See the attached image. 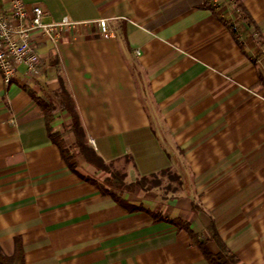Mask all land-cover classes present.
Instances as JSON below:
<instances>
[{"label": "crops", "instance_id": "0c3cea01", "mask_svg": "<svg viewBox=\"0 0 264 264\" xmlns=\"http://www.w3.org/2000/svg\"><path fill=\"white\" fill-rule=\"evenodd\" d=\"M22 1L44 23L78 24L55 43L36 34L37 73L20 64L8 85L0 73L1 251L19 244L24 264H209L198 242L213 226L236 264H264V0ZM60 81L106 169L81 155L70 169L49 137L36 98Z\"/></svg>", "mask_w": 264, "mask_h": 264}, {"label": "trees", "instance_id": "16d2710c", "mask_svg": "<svg viewBox=\"0 0 264 264\" xmlns=\"http://www.w3.org/2000/svg\"><path fill=\"white\" fill-rule=\"evenodd\" d=\"M235 7L240 13V18L246 21L247 23H251L248 13L239 2H235ZM36 102L42 109V112L46 119L49 137L51 138L52 142L56 144L59 148L62 158L68 164L70 169H73V164L70 163V161L75 158L76 155H81L87 163L93 165L97 170L106 169V165L100 158V156H98L96 152L87 145L85 131L80 123L78 114L74 107L73 100L61 81L60 87L56 92L51 94V96H48L46 100L36 98ZM56 110L64 111L67 115V123L63 124V128L61 131L52 130L51 126H49ZM63 132H69L74 138V141L71 142L69 145L65 144L64 138L62 136ZM113 177L106 179L105 183L111 181ZM82 178L88 181H92L95 185L100 186L94 179H91L89 177ZM116 179L117 182L122 183L119 181L120 178L117 177ZM144 184L145 183H143V179L136 180V185L144 187ZM110 189L127 190L129 188H99L101 193L109 194L116 198V196L113 194V192L110 191ZM176 224L178 226L180 225V223L177 222ZM208 240L212 241L216 245L217 251L215 253H212L207 249L206 242ZM198 245L201 248L204 257L209 264H236L235 257L233 256V254L227 251L226 246L224 245L221 237L218 235L216 229L213 226H210L208 228V238L200 240L198 242ZM0 264H24L20 245L16 243V247L13 254L9 256L5 255L0 249Z\"/></svg>", "mask_w": 264, "mask_h": 264}, {"label": "built area", "instance_id": "2783aa9c", "mask_svg": "<svg viewBox=\"0 0 264 264\" xmlns=\"http://www.w3.org/2000/svg\"><path fill=\"white\" fill-rule=\"evenodd\" d=\"M44 13L40 5L33 4L28 9L22 0H9L8 8L0 9V73L5 85L11 82L20 64L25 65L28 73H37L36 34L55 43L62 30L73 29L78 24L70 18L44 23ZM98 26L103 37L109 35L105 19H99Z\"/></svg>", "mask_w": 264, "mask_h": 264}, {"label": "rangeland", "instance_id": "374dc122", "mask_svg": "<svg viewBox=\"0 0 264 264\" xmlns=\"http://www.w3.org/2000/svg\"><path fill=\"white\" fill-rule=\"evenodd\" d=\"M96 182H97V181H96ZM97 183H98V184H101L102 182H101V183H100V182H97Z\"/></svg>", "mask_w": 264, "mask_h": 264}]
</instances>
